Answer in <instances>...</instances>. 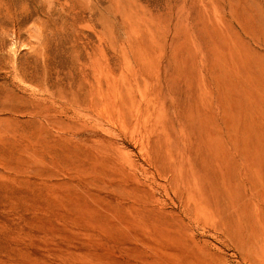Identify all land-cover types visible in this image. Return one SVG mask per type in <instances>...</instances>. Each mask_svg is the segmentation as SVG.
I'll return each mask as SVG.
<instances>
[{
    "label": "rangeland",
    "instance_id": "obj_1",
    "mask_svg": "<svg viewBox=\"0 0 264 264\" xmlns=\"http://www.w3.org/2000/svg\"><path fill=\"white\" fill-rule=\"evenodd\" d=\"M0 264H264V0H0Z\"/></svg>",
    "mask_w": 264,
    "mask_h": 264
}]
</instances>
